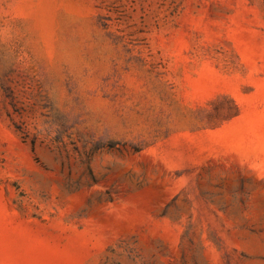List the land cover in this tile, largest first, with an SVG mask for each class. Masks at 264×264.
I'll return each instance as SVG.
<instances>
[{
    "label": "rangeland",
    "instance_id": "rangeland-1",
    "mask_svg": "<svg viewBox=\"0 0 264 264\" xmlns=\"http://www.w3.org/2000/svg\"><path fill=\"white\" fill-rule=\"evenodd\" d=\"M0 264H264V0H0Z\"/></svg>",
    "mask_w": 264,
    "mask_h": 264
}]
</instances>
